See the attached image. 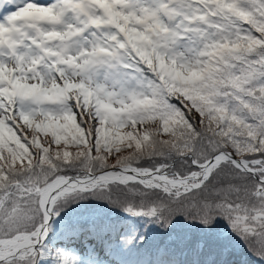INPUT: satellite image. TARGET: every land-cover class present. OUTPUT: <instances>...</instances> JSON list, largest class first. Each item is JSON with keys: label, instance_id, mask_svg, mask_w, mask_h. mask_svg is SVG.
Listing matches in <instances>:
<instances>
[{"label": "snow or ice", "instance_id": "6c2138e0", "mask_svg": "<svg viewBox=\"0 0 264 264\" xmlns=\"http://www.w3.org/2000/svg\"><path fill=\"white\" fill-rule=\"evenodd\" d=\"M89 200L125 223L62 216ZM178 217L195 259L112 264H233L221 224L264 264V0H0V264Z\"/></svg>", "mask_w": 264, "mask_h": 264}, {"label": "trees", "instance_id": "16d2710c", "mask_svg": "<svg viewBox=\"0 0 264 264\" xmlns=\"http://www.w3.org/2000/svg\"><path fill=\"white\" fill-rule=\"evenodd\" d=\"M62 216L65 219L73 217L80 218H97V217H110L119 228L125 221L122 219L123 214L117 209L109 207L102 201H83L79 204L72 205L65 209ZM218 228L223 231L226 238L225 243L228 244V250L233 254V264H260V262L251 255L247 249L235 237H231L223 228V225H218ZM202 233L198 226L190 225L184 221L182 217H178L176 222L169 230L160 229L153 226L146 233V241L143 246L137 245L139 252L133 251L131 254L120 253L113 251L108 253L101 251L99 241L89 243L91 237H83L81 239L69 241L64 240V243L74 250L87 251L95 258L96 255L102 261V264H112L114 261H135L142 259L144 261L158 259H173L180 262L195 259V256L185 248L184 244L187 240L201 236ZM93 248L96 252L93 253ZM167 250V251H166ZM182 250V251H181ZM166 253V254H165Z\"/></svg>", "mask_w": 264, "mask_h": 264}]
</instances>
